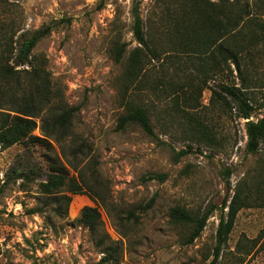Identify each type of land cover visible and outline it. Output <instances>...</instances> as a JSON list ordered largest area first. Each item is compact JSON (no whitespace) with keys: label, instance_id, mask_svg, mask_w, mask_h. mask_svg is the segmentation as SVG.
<instances>
[{"label":"rangeland","instance_id":"rangeland-1","mask_svg":"<svg viewBox=\"0 0 264 264\" xmlns=\"http://www.w3.org/2000/svg\"><path fill=\"white\" fill-rule=\"evenodd\" d=\"M135 2L21 0L7 8L0 0V24L14 20L17 36L52 25L33 53L47 58L52 76L64 85L67 102L80 105L75 130L83 142L65 153L54 141L47 146L22 142L0 147V264H209L221 216L228 211L224 202L231 201L238 185L264 195V142L257 152L246 149V121L264 116V45L255 59L258 87L250 95L256 109L249 119L238 117L221 89V84L240 83L237 72L233 75L226 67L209 79L200 106L184 115L176 104V99H183L181 88L191 84V76L203 84V76L191 67L187 55H180L174 65L153 61L147 65L142 91L137 85L131 94L125 91L128 58L139 46L132 30ZM157 2L141 0L147 27L159 11ZM260 19L264 22V13ZM123 43L126 52L117 61L115 49ZM168 80L175 86L165 85ZM174 89L180 90L176 97ZM215 90L218 94L212 100ZM129 99L148 107L155 135L137 123L117 128ZM189 117L205 125L214 138L197 140ZM183 149L189 152L175 160ZM67 158L84 169L93 184H97L93 174L98 177L112 200V214L101 206L100 210L107 243L116 245L113 260L77 222L84 206L97 205L89 193L62 191L72 201L61 212L57 205L45 204L40 182L47 178L52 161L67 164ZM151 173L167 177L148 179ZM153 198V206L141 212L139 206ZM176 205L200 213L212 210L193 243H186L190 228L170 219V209ZM36 207L43 210L32 213ZM132 209L138 219L129 217ZM219 263L264 264L263 205L240 210Z\"/></svg>","mask_w":264,"mask_h":264},{"label":"trees","instance_id":"trees-1","mask_svg":"<svg viewBox=\"0 0 264 264\" xmlns=\"http://www.w3.org/2000/svg\"><path fill=\"white\" fill-rule=\"evenodd\" d=\"M1 1L4 7L11 8L21 0ZM140 3L141 0H136L132 10V30L139 46L132 50L128 58L126 93L131 94L133 89H137L133 88L135 85L143 89L141 86L147 81V65L153 61L174 65L180 55H187L191 67L203 76V84L195 81L196 76L190 77L191 84L181 88L183 99H176L177 111L184 115L194 112L201 104L202 91L208 87L209 79L226 67L233 75L237 72L235 77L240 79V83L221 84V89L230 97L231 109H237L238 117L249 119L256 109L250 93L258 87L254 72L259 47L264 45V22L260 19L264 13V0H158L159 11L154 10L156 18L148 20V27L140 12ZM8 23L0 24V147L8 148L22 142L47 146L51 144L50 141H54L63 148L64 153L67 148L73 150L76 145L83 143L75 130L80 105L67 102L64 85L52 76L47 68V58L33 53L38 42L50 34L52 25L34 31H22L17 36L14 20ZM163 37L166 38L165 44L161 43ZM125 52L126 44H118L115 49L117 61L122 60ZM166 84L175 86L171 80ZM173 91L176 97L180 90ZM213 93L212 100L218 92L215 90ZM188 120L197 140L205 142L214 138L211 131L198 120L191 117ZM131 123H137L147 133L155 135L148 107L129 99L125 101V112L119 116L117 128L124 130ZM36 130L40 131L39 134L35 133ZM246 132L247 151L257 152L264 142V116L247 120ZM188 152L185 149L177 152L175 160ZM72 157L75 159V152ZM67 161V164L64 161H52L47 178L40 182L45 204L53 203L61 212L64 204L69 208L72 201V197L62 194V191L89 193L97 205L84 206L77 222L89 230L96 244L102 247L101 252L108 253V257L113 260L116 258V245L107 243L109 236L103 227L100 210L101 206L112 214V200L101 189L102 182L98 177L93 174V180L97 183L93 184L84 169H80L69 158ZM227 171L231 173L230 169ZM166 175L151 173L147 178L163 181ZM154 200L139 206L141 212L148 211ZM224 203L228 211L221 216L215 255L209 264H220L221 250L235 226L240 210L255 203L264 206V195L254 193L253 189L245 185H238L231 201ZM42 210L36 207L31 212ZM211 213V208L200 213L176 205L170 209L169 215L175 225L190 228L186 243H193L205 229ZM129 217L138 219L140 215L132 209ZM106 257L105 260L109 259Z\"/></svg>","mask_w":264,"mask_h":264}]
</instances>
